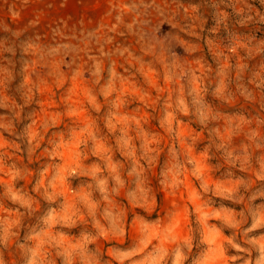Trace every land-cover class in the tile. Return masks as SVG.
Masks as SVG:
<instances>
[{
	"label": "rangeland",
	"instance_id": "374dc122",
	"mask_svg": "<svg viewBox=\"0 0 264 264\" xmlns=\"http://www.w3.org/2000/svg\"><path fill=\"white\" fill-rule=\"evenodd\" d=\"M137 255L264 264V0H0V264Z\"/></svg>",
	"mask_w": 264,
	"mask_h": 264
},
{
	"label": "clouds",
	"instance_id": "9594fccd",
	"mask_svg": "<svg viewBox=\"0 0 264 264\" xmlns=\"http://www.w3.org/2000/svg\"><path fill=\"white\" fill-rule=\"evenodd\" d=\"M154 188L158 187V185L154 184L153 185ZM139 258V255H137L136 257H130L128 264H134L135 260ZM29 264H31V262H29Z\"/></svg>",
	"mask_w": 264,
	"mask_h": 264
}]
</instances>
